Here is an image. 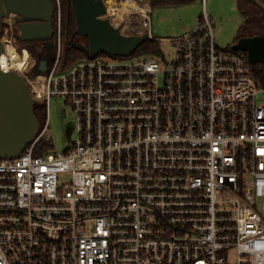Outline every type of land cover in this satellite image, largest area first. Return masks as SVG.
I'll return each mask as SVG.
<instances>
[{"label":"built area","instance_id":"built-area-1","mask_svg":"<svg viewBox=\"0 0 264 264\" xmlns=\"http://www.w3.org/2000/svg\"><path fill=\"white\" fill-rule=\"evenodd\" d=\"M147 2L112 25L155 39ZM55 5L45 72L12 34L0 38L27 50L10 70L47 116L20 156L0 158V264H264V87L247 55L218 49L203 12L190 32L163 39L168 57L65 65ZM52 98L70 106L76 139L37 154Z\"/></svg>","mask_w":264,"mask_h":264},{"label":"water","instance_id":"water-1","mask_svg":"<svg viewBox=\"0 0 264 264\" xmlns=\"http://www.w3.org/2000/svg\"><path fill=\"white\" fill-rule=\"evenodd\" d=\"M74 21L75 33L69 45L86 57L98 54L126 58L133 54L148 39L147 33L141 35H122L119 29L106 18L107 8L103 0H69ZM264 12L261 0H249ZM15 13L21 20L19 39L22 43L48 42L53 35L54 7L51 0H0V38L3 18ZM87 39L85 43L76 38ZM235 52L243 51L250 65L260 63L264 66V37L241 38L230 46ZM5 46L0 39V55ZM1 57V56H0ZM48 59L39 61L37 73L45 72ZM40 123L34 114L33 99L29 88L17 72H4L0 69V158L18 157L33 140Z\"/></svg>","mask_w":264,"mask_h":264},{"label":"rangeland","instance_id":"rangeland-1","mask_svg":"<svg viewBox=\"0 0 264 264\" xmlns=\"http://www.w3.org/2000/svg\"><path fill=\"white\" fill-rule=\"evenodd\" d=\"M124 1L126 0H111L109 3H117L115 4V7L120 9L122 6L120 4L124 3ZM132 1L140 3L141 5L147 2V0ZM236 4V0H195L194 2L190 3V5L186 6L154 8L150 12L149 16L151 18V35L159 40V50L162 52V54L165 55V57H168L173 53L172 46L169 42L163 41V39L175 38V36H180L183 35V33L190 32L196 26L197 19H201L203 12H205L206 14L211 16V19L213 21L215 33L214 42L216 47L218 49L225 50L234 43V40L238 35L239 26L242 22V17L237 11ZM111 5H113V3H111ZM122 7L124 8V6ZM111 8L114 7L112 6ZM114 11L117 12L116 10ZM123 14H121L120 18H117L116 16L115 18L111 19L113 25H116L119 19H124L122 25L124 26L125 20H128L126 19L128 18V15H125V11ZM20 21L21 20L17 16L12 17L11 21L7 23L4 21L8 25H3L1 38H9L12 34L13 38L15 39V43L17 44V46H19V42L16 39V36H19L20 34ZM9 27L11 28L10 30ZM63 41L65 42V38H63ZM8 45L5 46V50L6 48H8ZM41 46H43V48L45 47L43 44H41ZM41 46L40 50L42 53ZM28 50L30 51L29 48ZM53 51L54 44L52 39L51 54ZM32 55L31 60L29 59V66L39 62L37 55H33V57ZM42 55H44L42 57V60L44 58H49V54L48 52H46V50L43 51ZM260 98L264 99V94H260ZM49 104V126L47 132L45 133V138L42 140V143L43 145L46 144L48 146V150L46 152L62 153V151L76 139V120L70 106L66 104L63 99L52 98Z\"/></svg>","mask_w":264,"mask_h":264},{"label":"trees","instance_id":"trees-1","mask_svg":"<svg viewBox=\"0 0 264 264\" xmlns=\"http://www.w3.org/2000/svg\"><path fill=\"white\" fill-rule=\"evenodd\" d=\"M150 2L151 8H157V7H176V6H186L190 5V3L194 2L195 0H148ZM237 4V11L239 15L242 17L241 25L238 29V35L234 40V43H236L241 38H252L257 36H263L264 37V12L259 8L256 7L251 1L249 0H236ZM264 3V0H261ZM51 3L54 7V13L52 17L53 21V29L54 33L52 35V39L55 38V30H56V5L55 0H51ZM59 3L61 4V37L65 38V42L63 41V58L62 61L65 65H71L78 61L79 59L86 58V56L80 52L79 50H75L73 47L69 45V41L71 39V36L75 33L76 30V24L74 21V16L72 12V7L69 0H59ZM16 39L19 42V46L30 49V54L37 55L38 60L41 61L43 51L46 50L48 52V63H50L53 58L55 57L54 51L51 54V41H48L46 43L38 42V41H32V42H26L22 43L19 39V36H16ZM87 39H86V46H87ZM233 43V44H234ZM43 44L45 47L41 46ZM159 40L158 39H147L145 40L142 45H140L136 50L133 51V54H131L128 57H142V56H158L161 52L159 50ZM40 46L42 47V53L40 50ZM226 50L232 51L230 47H228ZM241 53V51H239ZM245 55L246 53L243 52ZM32 55V57H33ZM51 55V56H50ZM105 55V54H102ZM47 58V57H46ZM122 58V57H121ZM39 63V62H38ZM38 63H35V66L33 70L37 73ZM252 71L255 79L264 87V66L260 63L256 64L255 66H252ZM34 114L37 120L40 123V126H43L45 123L46 118V109L42 106H34ZM42 141L40 142V145L37 149V154L40 153H46L48 150V146L45 144L43 145Z\"/></svg>","mask_w":264,"mask_h":264},{"label":"bare ground","instance_id":"bare-ground-1","mask_svg":"<svg viewBox=\"0 0 264 264\" xmlns=\"http://www.w3.org/2000/svg\"><path fill=\"white\" fill-rule=\"evenodd\" d=\"M120 5L124 6V8L121 6V8L119 9L118 13H117V18H120L121 17V14L125 13L126 12H129V13H139L141 11H144L145 8H142L140 7V5L138 3H136L135 1H124V3H121ZM128 6V7H127ZM16 17L17 14L15 13H8L7 16H5L3 18V20L7 23L9 21H11V18L12 17ZM18 17V16H17ZM122 20H118V22H120ZM112 22V20H111ZM113 23V22H112ZM0 69L4 72L16 67L17 70L21 69L25 63H26V60L28 58V53H27V50L25 51V53L23 54V56H20V55H17V53L15 52L14 50V47L12 45H8V48H6V50H4V52L0 55Z\"/></svg>","mask_w":264,"mask_h":264},{"label":"flooded vegetation","instance_id":"flooded-vegetation-1","mask_svg":"<svg viewBox=\"0 0 264 264\" xmlns=\"http://www.w3.org/2000/svg\"><path fill=\"white\" fill-rule=\"evenodd\" d=\"M77 42H81V43H85L86 39H82V38H76Z\"/></svg>","mask_w":264,"mask_h":264},{"label":"crops","instance_id":"crops-1","mask_svg":"<svg viewBox=\"0 0 264 264\" xmlns=\"http://www.w3.org/2000/svg\"><path fill=\"white\" fill-rule=\"evenodd\" d=\"M148 1V0H147ZM149 2V1H148ZM150 8H151V5H150ZM151 11H152V8H151Z\"/></svg>","mask_w":264,"mask_h":264}]
</instances>
